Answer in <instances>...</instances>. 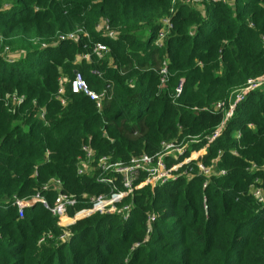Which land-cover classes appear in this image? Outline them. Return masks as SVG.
I'll list each match as a JSON object with an SVG mask.
<instances>
[{"label": "trees", "instance_id": "1", "mask_svg": "<svg viewBox=\"0 0 264 264\" xmlns=\"http://www.w3.org/2000/svg\"><path fill=\"white\" fill-rule=\"evenodd\" d=\"M168 15L172 27L157 46L159 20ZM101 19L115 39L96 29ZM77 29L88 36L57 39ZM0 34L12 49L25 44L21 58L0 57V264H264V203L250 193L252 183L264 189V84L245 93L222 131L207 137L224 119L213 103L264 74V0L205 1L203 14L184 0H0ZM96 41L108 52L75 60ZM75 70L91 89L109 85L102 110L71 91ZM62 75L65 103L55 95ZM12 92L24 99L5 106ZM169 140L188 141L183 156L206 146L199 159L217 157L225 173L202 187L205 176L190 160L173 180L125 198L121 203L132 202L126 219L93 212L67 228L41 203L23 217L11 204L53 177L77 196L72 215L108 191L90 173H76L82 144L95 157L127 161ZM64 231L69 238L54 241ZM46 232L54 239L39 243Z\"/></svg>", "mask_w": 264, "mask_h": 264}, {"label": "built area", "instance_id": "2", "mask_svg": "<svg viewBox=\"0 0 264 264\" xmlns=\"http://www.w3.org/2000/svg\"><path fill=\"white\" fill-rule=\"evenodd\" d=\"M184 1L189 4L197 3L198 1L202 0ZM209 1L233 4V0ZM159 22L161 26L154 38V44L157 46H161L163 44L164 38L169 33V30L172 27L170 15L161 18ZM96 29L112 39H115L117 36L116 32L114 30H110L109 26L106 24H98L96 25ZM80 34L88 36L86 32L78 29L74 32L60 34L57 36V39H69L74 41L78 39V36ZM108 50L109 48L106 44L101 41H96L91 44L90 51L84 52L82 54V57L86 60L90 59L91 54L101 57L102 55L107 53ZM159 73L160 83L161 85H163L167 78V69L164 63ZM59 80L60 84L56 91V96L61 100L62 103H65V98H63V95L66 93L65 86L61 82L62 78L59 77ZM263 84L264 74L256 78H248L246 84L241 88L233 91L227 101L220 100L214 102L211 106V109L224 114V119L222 121V123H224L231 116L235 104L243 98L244 94L249 90L261 87ZM69 87L72 92H81L86 94L91 100L94 101L98 111L102 110L104 100L109 96V85L104 86L99 91L91 89L79 71H74L73 77L69 80ZM181 88L182 80L179 81L175 88L176 95L180 93ZM5 97L8 98L9 96L5 95ZM23 99V95H20L13 96V99L11 100L17 103H21ZM218 132L219 131H215L210 137H208L209 140L211 141L215 136H217L219 134ZM200 150H202L203 153L194 157V154H196V152ZM184 152L185 149L183 145L171 140L162 141L161 148L154 154L150 155L147 153H142L140 155L130 157L127 161H122L120 159L112 160L108 155L95 157L90 146L88 144H82L81 154L77 157V174L83 175L86 173H92L95 181L106 185L108 189V191L98 193L96 197L91 198V207L81 208L74 211L72 215H69V209L75 207L78 204L79 200L76 195L64 192L62 181L58 178L53 177L50 178L46 183H44L41 186L40 190H38L36 193L24 197H14L11 204L16 207L18 216L23 217L24 210L27 207L35 203H41L46 209L50 211V213L54 217H56L58 226L63 228H67L76 220L88 216L93 212L117 213L121 217L126 219L132 206V202L130 201L121 203L125 198L130 197L136 190L143 186L149 185L150 187H154L156 185H161L170 180H173L176 176L175 174H173L174 170L178 167H181L183 164L189 162L190 160H195V169L199 174L207 173L205 175H209L213 173L222 175L225 173L224 169H221L217 166V157L211 159L209 164H204L199 159L206 153V146L201 147L197 151H191L192 153L190 152L187 156H183ZM219 153L220 151L218 152V154ZM90 162H95L97 166V169L94 171L92 170V172H89L87 170V166ZM253 166L254 164H252L249 169H251ZM213 167H216V169H213ZM254 182L259 181L255 180ZM205 185L206 183H203V186ZM48 192H53V199L51 201L47 197ZM250 193L258 202L264 203L263 188L256 185L255 183H252L250 185ZM203 201L206 202V199L203 198ZM204 208H206V205H204ZM152 219L153 216L151 214L148 215L147 230H149V221H151ZM68 238L69 233L64 231L56 239L66 241ZM47 239H54L51 232L43 233L38 239V242L43 243Z\"/></svg>", "mask_w": 264, "mask_h": 264}, {"label": "rangeland", "instance_id": "3", "mask_svg": "<svg viewBox=\"0 0 264 264\" xmlns=\"http://www.w3.org/2000/svg\"><path fill=\"white\" fill-rule=\"evenodd\" d=\"M208 2L209 0H202V1H198L197 3H189V4H191L195 9H197L198 10V12H200V13H204V11H203V9H204V2ZM99 24H106V25H108V22H107V20L106 19H101L100 20V22H99ZM110 28V30H114V29H111V27H109ZM78 30V29H77ZM115 31V30H114ZM117 34V33H116ZM103 35H105V34H103ZM31 43H32V46H35L36 44H38V41L37 40H35V39H32L31 40ZM25 46V44L24 43H21V42H19V43H17V46H13V48L15 47V49H12L11 47V43L9 42V41H7L6 42V40H4V37L0 34V57H3V58H7V60H15V59H19V58H21L22 56H23V54H24V52H23V50L21 51V49H22V47H24ZM12 49V50H11ZM82 54H83V52L81 53H78V54H76L75 55V60L76 61H79V62H81V60H84L85 58H83L82 57ZM110 61V60H109ZM110 64H111V61H110ZM76 71V70H75ZM62 77V79H64L65 78V76L64 75H62L61 76ZM60 77V78H61ZM66 81H68V79L66 78L63 82L65 83ZM101 90V89H100ZM5 95H8L9 97L8 98H6L5 97ZM5 95H4V103H5V106H7V105H14V104H16V105H18V104H20V103H17V102H15V101H12L11 99H13V96H20V95H22V94H18V93H15V92H12V93H5ZM56 95V94H55ZM234 96V95H233ZM23 98H24V95H23ZM43 112H44V109L42 110V111H40V116H41V119H43ZM224 123H222L215 131H219L218 133H220L221 131H222V125H223ZM214 131V132H215ZM207 137H210V136H207ZM176 143H178V144H181V145H183L184 146V149H186L187 147H188V141L186 140V141H183V140H181V141H176ZM191 152V151H190ZM189 152V153H190ZM194 152V151H193ZM192 153V152H191ZM203 153V151L202 150H200V151H198V152H196V155L194 156V157H196V156H198V155H200V154H202ZM109 156V155H108ZM177 160H179V159H177ZM176 160V161H177ZM181 160V159H180ZM90 161V160H89ZM89 161H87V162H89ZM86 162V163H87ZM184 167V164L181 166V167H178L177 169H175L174 170V173L173 174H175L176 175V173H178L179 172V170L181 169V168H183ZM97 169V166H96V163L95 162H90L89 163V165L87 166V170L89 171V172H92V170L94 171V170H96ZM213 169H216V167H213ZM193 170V172H195L194 171V169H192ZM192 170H189V171H182L181 173L182 174H184L187 178H191L192 177V175H193V172H191ZM210 171V170H209ZM204 173V172H203ZM91 175H92V173H90ZM205 174H207V173H205ZM205 174H202L203 176H205V181L203 182V183H206V185H207V182H208V179H209V177L210 176H212V175H214L213 173H211V174H209V175H205ZM174 175V176H175ZM176 177V176H175ZM202 187H205V186H202ZM203 204L204 205H206V202H204L203 201ZM118 205V204H117ZM207 207V206H206ZM54 241H58V242H61V240H54Z\"/></svg>", "mask_w": 264, "mask_h": 264}, {"label": "crops", "instance_id": "4", "mask_svg": "<svg viewBox=\"0 0 264 264\" xmlns=\"http://www.w3.org/2000/svg\"><path fill=\"white\" fill-rule=\"evenodd\" d=\"M232 5V4H231ZM203 11H204V9H203ZM84 60H86V59H84ZM89 60V59H88ZM82 146V145H81ZM76 173H77V171H76ZM79 175V174H78ZM74 223V222H73Z\"/></svg>", "mask_w": 264, "mask_h": 264}]
</instances>
